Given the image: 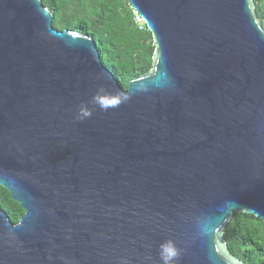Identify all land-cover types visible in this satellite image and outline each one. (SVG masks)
Wrapping results in <instances>:
<instances>
[{
	"label": "water",
	"instance_id": "obj_1",
	"mask_svg": "<svg viewBox=\"0 0 264 264\" xmlns=\"http://www.w3.org/2000/svg\"><path fill=\"white\" fill-rule=\"evenodd\" d=\"M126 1L154 52L124 89L42 0H0V185L25 210L0 207V264H161L166 240L176 264H246L224 227L264 221L255 3Z\"/></svg>",
	"mask_w": 264,
	"mask_h": 264
},
{
	"label": "trees",
	"instance_id": "obj_2",
	"mask_svg": "<svg viewBox=\"0 0 264 264\" xmlns=\"http://www.w3.org/2000/svg\"><path fill=\"white\" fill-rule=\"evenodd\" d=\"M255 13L264 29V0H253ZM54 14L58 30H76L91 36L103 65L119 85L129 82L152 67L154 43L145 23L136 22L126 0H42ZM0 207L15 224L25 214L21 204L0 185ZM226 244L246 264H264V221L251 214L235 212L224 227Z\"/></svg>",
	"mask_w": 264,
	"mask_h": 264
},
{
	"label": "clouds",
	"instance_id": "obj_3",
	"mask_svg": "<svg viewBox=\"0 0 264 264\" xmlns=\"http://www.w3.org/2000/svg\"><path fill=\"white\" fill-rule=\"evenodd\" d=\"M98 106H100L105 110L107 108L106 105H98ZM90 115L91 112L87 110L85 107H82L79 110L77 119L87 118L90 117ZM180 256H181V250L176 246L175 242L172 240L164 241L159 247V257L161 264H176V261L179 260Z\"/></svg>",
	"mask_w": 264,
	"mask_h": 264
},
{
	"label": "built area",
	"instance_id": "obj_4",
	"mask_svg": "<svg viewBox=\"0 0 264 264\" xmlns=\"http://www.w3.org/2000/svg\"><path fill=\"white\" fill-rule=\"evenodd\" d=\"M134 14H135L136 22L141 23L142 21L138 18V14L135 11H134Z\"/></svg>",
	"mask_w": 264,
	"mask_h": 264
}]
</instances>
